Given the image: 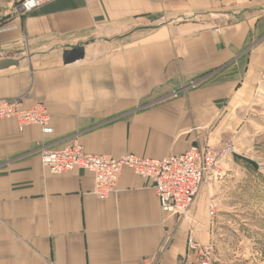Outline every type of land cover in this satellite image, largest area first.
<instances>
[{
  "label": "crops",
  "instance_id": "1",
  "mask_svg": "<svg viewBox=\"0 0 264 264\" xmlns=\"http://www.w3.org/2000/svg\"><path fill=\"white\" fill-rule=\"evenodd\" d=\"M11 25L0 59L19 63L0 69V98L44 104L53 132L0 119V264H139L158 253L157 264H179L189 224L161 212L149 180L124 168L100 199L90 171L51 174L39 152L76 139L90 154L162 158L219 142L257 57L245 51L264 33V0H51L0 27ZM72 45L84 56L64 63ZM203 189L190 213L206 243Z\"/></svg>",
  "mask_w": 264,
  "mask_h": 264
},
{
  "label": "built area",
  "instance_id": "2",
  "mask_svg": "<svg viewBox=\"0 0 264 264\" xmlns=\"http://www.w3.org/2000/svg\"><path fill=\"white\" fill-rule=\"evenodd\" d=\"M51 0H19L12 8L15 16L20 17L34 8ZM0 27V31L14 29ZM14 118L22 129L37 125L43 134L53 132L46 106L40 102L29 107L22 106V97L0 98V119ZM233 152L230 140L217 143L203 142L193 144L179 154H168L162 158L140 157L125 154L113 157L106 154H90L73 139L61 148L43 147L39 152L41 166L51 174H60L81 168L93 175L92 193L100 199L106 198L117 190L120 174L124 168L131 169L144 180H149L159 201L160 210L167 217L176 216L189 224L186 238V254L179 264H215V248L212 242L202 243L195 237L199 222L191 216V206L203 185H209L222 172L224 160ZM216 203H207L208 223L216 215ZM160 253L144 257L139 264H157Z\"/></svg>",
  "mask_w": 264,
  "mask_h": 264
},
{
  "label": "rangeland",
  "instance_id": "3",
  "mask_svg": "<svg viewBox=\"0 0 264 264\" xmlns=\"http://www.w3.org/2000/svg\"><path fill=\"white\" fill-rule=\"evenodd\" d=\"M18 1L0 0V25L15 17L12 8ZM245 52L257 57L245 81L237 85L230 128L219 136L220 141L232 142L233 152L202 192L205 224L207 203H216L209 241L215 248V264H264V33Z\"/></svg>",
  "mask_w": 264,
  "mask_h": 264
},
{
  "label": "water",
  "instance_id": "4",
  "mask_svg": "<svg viewBox=\"0 0 264 264\" xmlns=\"http://www.w3.org/2000/svg\"><path fill=\"white\" fill-rule=\"evenodd\" d=\"M84 56V47L72 45L62 51V61L64 63L73 62L75 60L82 59ZM18 59L2 58L0 59V69L9 67L11 65H17Z\"/></svg>",
  "mask_w": 264,
  "mask_h": 264
},
{
  "label": "bare ground",
  "instance_id": "5",
  "mask_svg": "<svg viewBox=\"0 0 264 264\" xmlns=\"http://www.w3.org/2000/svg\"><path fill=\"white\" fill-rule=\"evenodd\" d=\"M84 171V170H83Z\"/></svg>",
  "mask_w": 264,
  "mask_h": 264
}]
</instances>
